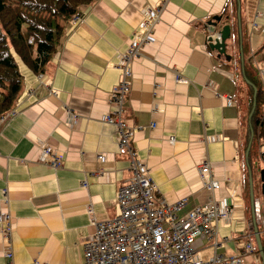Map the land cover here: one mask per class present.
<instances>
[{"label": "crops", "instance_id": "0c3cea01", "mask_svg": "<svg viewBox=\"0 0 264 264\" xmlns=\"http://www.w3.org/2000/svg\"><path fill=\"white\" fill-rule=\"evenodd\" d=\"M159 1L94 0L78 11L77 20L65 23L44 73L47 85L17 60L22 91L14 116L0 122V211L12 218V258L5 256L0 234V264H75L82 259L81 239L93 229L91 218L116 215L117 187L131 172L126 150L103 117L120 78L119 55L139 27L141 9ZM215 17L230 27L229 59L209 47L208 38L222 27ZM209 22H216L214 34ZM140 52L131 64L125 103V118L135 127L131 146L166 202L185 199L179 216L206 205L211 195L234 205L230 218L219 223L215 251L238 254L240 238L255 241L241 147L249 92L245 71L264 85V0H168ZM66 107L77 115L75 122H68ZM43 143L64 153L61 168L38 162ZM203 159L219 183L212 193L197 171ZM263 202L264 197L258 206L254 201L259 229ZM259 235L264 253V233ZM211 244L201 240L205 259L213 254ZM242 259L261 264L258 254Z\"/></svg>", "mask_w": 264, "mask_h": 264}, {"label": "built area", "instance_id": "2783aa9c", "mask_svg": "<svg viewBox=\"0 0 264 264\" xmlns=\"http://www.w3.org/2000/svg\"><path fill=\"white\" fill-rule=\"evenodd\" d=\"M167 2L168 0H160L155 5L142 7L139 27L119 55L117 68L120 78L110 90L109 110L103 121L113 126L118 147L126 150L131 176L117 187L116 215L105 219L91 218L93 229L81 239L82 259L75 264H243L244 254L257 256L250 238L239 239L238 254L216 253V248L221 245L218 241L219 223L230 218L234 205L225 200H217L211 195L206 205L195 206L185 215L179 216L185 199L174 203L166 202L159 195L149 169L131 146L135 127L125 118V103L130 92L131 64L140 56L141 48L150 42ZM77 13L70 18L71 21L78 19ZM37 80L39 84L47 85L44 73H38ZM176 81H182V77L177 75ZM50 92L55 94L54 90ZM65 112L69 123L76 121L77 115L71 109L66 107ZM14 114L12 109L0 118V122H6ZM168 141L173 143V137H168ZM64 158L62 151L50 147L47 143L39 146L37 160L43 165L56 170L63 166ZM98 158L101 159L102 156L99 155ZM197 171L203 187L210 193L219 188L207 159L198 163ZM85 181H81L83 186L86 185ZM2 203L6 205L7 199L3 198ZM87 212L91 215L90 206L87 207ZM259 221L260 230L264 233V202ZM0 224V234L6 246L5 256L11 260L12 218L7 210L0 211ZM203 239H211L214 250L206 259L199 252ZM31 264L47 263L34 260Z\"/></svg>", "mask_w": 264, "mask_h": 264}, {"label": "trees", "instance_id": "16d2710c", "mask_svg": "<svg viewBox=\"0 0 264 264\" xmlns=\"http://www.w3.org/2000/svg\"><path fill=\"white\" fill-rule=\"evenodd\" d=\"M93 1L0 0V118L14 109L22 91V76L17 60L22 61L36 74L45 73L64 35L65 23ZM219 24L222 26L225 22ZM244 77L249 92L245 116L246 133L241 150L247 187V167L251 169L252 158L258 157L264 163V85L258 78L249 76L247 71ZM254 88L255 104L249 116L253 106ZM250 139L251 146L246 163L244 152ZM246 189L248 195V187ZM261 194L264 196V193ZM257 228L259 231L258 224Z\"/></svg>", "mask_w": 264, "mask_h": 264}, {"label": "water", "instance_id": "95a60500", "mask_svg": "<svg viewBox=\"0 0 264 264\" xmlns=\"http://www.w3.org/2000/svg\"><path fill=\"white\" fill-rule=\"evenodd\" d=\"M216 22H220V17H215L214 18ZM216 22H209L208 24L211 25V33L214 34V26L216 25ZM217 23V24H218ZM229 33H230V27L229 25H222L221 29L215 33L214 36H210L208 40L210 41L209 47L210 49H214L218 51V53L222 56H225L226 58H230V56L226 53V41L229 38ZM255 96H256V89L254 88L253 92V103H252V109L250 111L249 116H251L253 109H254V104H255ZM251 146V139L249 140L247 147L244 152V157L245 161L247 163L248 159V154ZM247 174H248V190H249V201H250V212H251V220H252V225H253V234H254V239H255V245H256V250L258 252V255L261 259V264H264V253L262 249V244L260 240V235L259 231L257 228V222L255 218V208H254V194H253V183H252V172L250 167H247ZM260 179L262 182L261 185V191L264 193V170L260 172Z\"/></svg>", "mask_w": 264, "mask_h": 264}, {"label": "rangeland", "instance_id": "374dc122", "mask_svg": "<svg viewBox=\"0 0 264 264\" xmlns=\"http://www.w3.org/2000/svg\"><path fill=\"white\" fill-rule=\"evenodd\" d=\"M251 169H252V183H253V189L255 192V197H254V201L256 206H258V201H259V197H264L261 194V179H260V172L264 170V163L262 160H260L258 157H254L251 160ZM261 194V196H260ZM245 196H247V192L245 193ZM259 222V220H258ZM254 246L255 245V241H254Z\"/></svg>", "mask_w": 264, "mask_h": 264}]
</instances>
